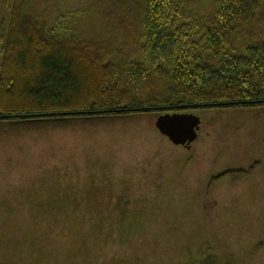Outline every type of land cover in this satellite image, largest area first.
<instances>
[{
  "label": "rangeland",
  "instance_id": "1",
  "mask_svg": "<svg viewBox=\"0 0 264 264\" xmlns=\"http://www.w3.org/2000/svg\"><path fill=\"white\" fill-rule=\"evenodd\" d=\"M66 11L110 30L102 0L25 10L41 24ZM192 112L189 147L160 134L163 113L0 120V264H264V107ZM92 219L123 233L95 235Z\"/></svg>",
  "mask_w": 264,
  "mask_h": 264
},
{
  "label": "trees",
  "instance_id": "2",
  "mask_svg": "<svg viewBox=\"0 0 264 264\" xmlns=\"http://www.w3.org/2000/svg\"><path fill=\"white\" fill-rule=\"evenodd\" d=\"M28 2L3 0L0 120L264 107V0H102L99 38L68 11L41 24ZM92 222L123 233V220Z\"/></svg>",
  "mask_w": 264,
  "mask_h": 264
},
{
  "label": "water",
  "instance_id": "3",
  "mask_svg": "<svg viewBox=\"0 0 264 264\" xmlns=\"http://www.w3.org/2000/svg\"><path fill=\"white\" fill-rule=\"evenodd\" d=\"M201 119L194 113L161 114L155 121V127L161 135L167 137L173 145L189 147L197 138Z\"/></svg>",
  "mask_w": 264,
  "mask_h": 264
},
{
  "label": "flooded vegetation",
  "instance_id": "4",
  "mask_svg": "<svg viewBox=\"0 0 264 264\" xmlns=\"http://www.w3.org/2000/svg\"><path fill=\"white\" fill-rule=\"evenodd\" d=\"M189 113H191V112H189ZM193 113V112H192ZM195 114V113H194Z\"/></svg>",
  "mask_w": 264,
  "mask_h": 264
}]
</instances>
